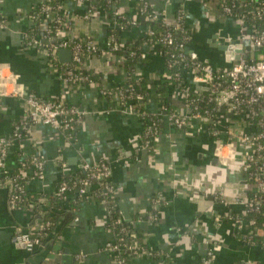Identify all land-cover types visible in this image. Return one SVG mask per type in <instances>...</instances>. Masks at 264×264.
<instances>
[{"label":"crops","instance_id":"0c3cea01","mask_svg":"<svg viewBox=\"0 0 264 264\" xmlns=\"http://www.w3.org/2000/svg\"><path fill=\"white\" fill-rule=\"evenodd\" d=\"M2 1L7 27L0 29V138L12 136L16 125L23 126V135L10 147L0 171L21 170L30 176L29 158L38 155L44 159L45 178H29L26 183L32 198L40 193L52 195L63 176L83 174V163L105 160L112 168L110 181L116 189L114 202L119 216L126 221L142 219L136 223L140 243L157 253L152 257L131 255L130 264H203L210 249L213 255L208 264H264V248L245 241L244 232L238 234L234 224L222 217L227 209L240 215L242 207L235 202L247 197L252 188L239 158L244 148L239 137L226 132L225 119L217 126L219 134L214 135L208 120L192 119L185 128L177 129L169 115L161 112L163 95L159 89L167 83V71L162 48L144 42L146 30L152 26L151 20L137 13L144 0H121L116 12L137 22L121 27L120 42L140 40L147 51L133 78L137 85L147 82L143 106L160 117L161 133L153 152L143 147L146 120L137 112L138 105L124 106L118 98L108 101L91 84L66 93L67 104L87 110L72 138L52 126L25 122L24 94L54 99L64 85L50 68L49 56L25 46L22 38L33 26L32 14L45 0ZM145 1L169 23L183 12L192 35L190 49L218 68L230 67L232 60L225 46L243 41L241 23L223 13L218 0ZM64 8L72 31L92 36L106 48L109 31L117 27L113 16L100 10L85 21L84 6L76 0H65ZM84 67L95 70L105 87L128 81L120 52L89 56ZM166 94L171 95L174 111H189L173 83L166 85ZM245 129L244 124L233 128L236 133ZM9 194L10 187L0 184V264H116L107 249L113 234L101 196L92 193L78 203L58 202L36 211L31 205L12 209ZM155 201L158 203L153 207ZM152 211L156 219L149 221ZM53 215L56 218H51ZM48 217L55 222V254L44 249L29 252L14 241L19 227Z\"/></svg>","mask_w":264,"mask_h":264},{"label":"built area","instance_id":"2783aa9c","mask_svg":"<svg viewBox=\"0 0 264 264\" xmlns=\"http://www.w3.org/2000/svg\"><path fill=\"white\" fill-rule=\"evenodd\" d=\"M59 1L61 0H45L41 3L31 16L33 26L22 33V38L25 46L42 50L49 56L50 68L58 74L64 89L61 95L54 99H44L34 93L24 94L26 105L24 121L52 126L72 138L75 128L82 121L87 110L79 106L67 105L65 102L67 91L74 90L72 86L75 84L78 87L87 84L97 86L85 70V60L93 55L109 56L110 53L115 54V51L121 53L123 44L116 43L113 34L109 33L105 43L106 48H103L92 36L80 35L72 31L64 4ZM76 1L84 6L82 19L85 21L92 20L101 10L94 5V0ZM2 2L0 0V29L7 27V18L1 9ZM218 3L224 14L237 17L241 23L243 41L237 42L241 46L235 53L239 58L233 59L228 68H218L209 61L201 59L194 50L190 49L192 35L184 23L183 12L177 14L173 23H169L159 13L154 12L144 0L139 3L137 13L139 16L147 17L152 23L162 20L163 32L159 36H154L155 30L149 26L145 34V43L150 46L171 47L173 50L168 60V67L179 63L183 72L182 74L175 72V78L182 79L176 88L189 111L186 114L178 111L168 114L174 127L183 129L192 119H205L210 122L213 134L218 135L217 126L225 119L228 122L226 132L230 136H238L244 146L239 158L252 188L247 197L235 202L242 207L240 215L227 209L222 217L234 224L238 234L244 232V239L253 244L260 232L258 227L247 229L252 220L244 216L250 211H259L262 204L261 195L264 193V54L253 56L251 59H248V54L264 47V26L260 27L257 23L250 24L249 20L264 19V0H218ZM249 8L251 12L248 11ZM119 19H125L129 26L137 23L135 18L115 12L114 26L115 23L118 24ZM62 49H70L72 57L70 62H62L66 65L59 68L54 61L59 59V51ZM141 52V58H146L147 51L144 47ZM134 54L135 52H130L129 56L132 57ZM162 54L164 55L163 51ZM121 56L124 62L123 54ZM136 86L137 84L128 87L121 85L113 88L98 86L97 88L104 98L109 97L110 101L118 98L126 106L135 103L138 105L146 100L147 97L143 93L135 91ZM137 112L146 120L143 147L148 152H153L155 141L158 140L162 128L158 122L159 116L148 117L145 111H140L139 106ZM237 124H244L245 131L236 133L233 128ZM22 135L23 126L16 125L12 136L0 138V168L5 167L10 147ZM221 145L222 143L219 146ZM26 164L32 169L30 176L21 170L13 173L0 171V184L10 187L9 204L12 209H22L21 205L27 202L28 206L31 205L36 211H40L42 206L51 207L53 199L58 202L72 200L78 203L89 194L96 193L101 196L107 207L109 217L107 226L113 234V240L108 242L107 249L112 252L116 264H127L131 255H157L140 243L136 223L142 219H134L126 224V220L119 216L114 202L116 189L110 181L112 168L107 161L83 163V174L63 176L52 195L40 193L33 200L29 199L31 196L26 190L25 180L44 179L46 162L38 155H32ZM216 197L226 204L221 195L217 194ZM156 203L158 202L155 201L153 207ZM155 219L156 213L152 211L147 220ZM54 227L55 222L50 217L40 219L34 224L30 223L26 228L19 227L14 235V241L22 244L29 252L44 249L49 255H53L56 252L52 246ZM211 255L213 250L210 249L208 259L203 264L209 263Z\"/></svg>","mask_w":264,"mask_h":264},{"label":"trees","instance_id":"16d2710c","mask_svg":"<svg viewBox=\"0 0 264 264\" xmlns=\"http://www.w3.org/2000/svg\"><path fill=\"white\" fill-rule=\"evenodd\" d=\"M120 1L121 0H94L93 2H94V5L98 6L102 11L113 16V14L117 11V7H118ZM59 2L64 4L65 0L64 1L61 0ZM248 11L251 12L250 8L248 9ZM125 21H126L125 19H122V20L119 19L117 27L112 29L111 31H109L111 34H113V37H114L116 43H120V33H121L120 29H121V27L123 28V27L129 26L128 24H126ZM249 23L250 24L257 23L260 27H262V26H264V19L249 20ZM152 28L155 30L154 36H159L164 30V27L162 25V20L157 21L156 23H152ZM187 29L189 30L188 27H187ZM189 33H191L190 30H189ZM144 42H145V40H144ZM142 44L143 43L140 40H136L132 44L129 43V44H123L124 46L121 45V54H123V57L125 59L124 63H125V66L127 68V73H128V81L122 85L123 87H128V86H131L133 84H136L135 79L133 78L134 69L136 68V66L141 61L145 60V58H141V56H140V54L142 53L141 51L144 47V46H142ZM161 48H162V51L164 52L163 56L165 58V68H166L168 77H167V83L163 84V86H162L163 88L159 89V93H161L163 95L162 112H164L166 114H171L174 112V110H173L174 108L172 107L171 95L166 94V85H169V83H173L175 86L178 85L182 79L180 80V78H178V79L175 78V72H179L180 74H182L183 72L181 70L179 63L175 64L173 67H170V68L168 67V60L170 58V54H171L173 49L169 46H163ZM130 52H135L134 56H132V57L129 56ZM258 53L264 54V47L260 48L259 50H255L252 53H249L248 59H251V57L256 56L254 54H258ZM54 62H55V64H57L59 66V68H63L66 65V64L64 65L62 62H60L59 59L55 60ZM85 70H87V69H85ZM87 72L90 74L91 78L97 84L98 87H100V88L105 87L101 81L100 75L95 70H93V69L87 70ZM146 84H147V82L145 81V82H142L141 84L137 85L135 88V91L141 92L147 97L148 96V90H147L148 87L146 86ZM150 84H151V81H150ZM72 88L76 89V88H78V86L75 84L72 86ZM164 95H166V96L164 97ZM105 99L110 101L109 97H105ZM144 102L145 101H141L138 104L140 111L141 112L145 111L148 114L147 115L148 117L157 118L156 116H154L151 113H148L146 111V109L143 106ZM67 105H69V104H67ZM158 122H159V125L161 126L160 118H158ZM27 181H28V179L25 180V183H27ZM261 198H262L261 199L262 204L260 205L259 211H257V212L250 211L244 216V218H246L248 220H252L251 224L248 225L247 229L252 230L255 227H258V229L261 232H263V234L259 235L258 238L256 237V241L253 244L260 245L261 247L264 248V193L261 195ZM29 199L33 200V199H35V197L29 198ZM53 204L54 205L58 204V201L56 199H53ZM27 205H28V203L25 202L21 206L24 207ZM51 218H56V215H53V217L51 216ZM128 222L129 221H126L125 223L128 224ZM245 241H247V240H245ZM247 242H249V241H247ZM249 243H251V242H249ZM150 256L152 257V256H156V255L153 254ZM127 264H130V259L127 260ZM257 264H260V263H257Z\"/></svg>","mask_w":264,"mask_h":264},{"label":"water","instance_id":"95a60500","mask_svg":"<svg viewBox=\"0 0 264 264\" xmlns=\"http://www.w3.org/2000/svg\"><path fill=\"white\" fill-rule=\"evenodd\" d=\"M241 45L239 43H236V41H232L230 43L229 46H225L226 47V50H227V55L230 56V59L233 60V59H238L239 56L238 54H235L237 51H239V47ZM224 47V48H225ZM59 60L61 62H65V63H68L71 61V57H72V51L70 49H62L59 51ZM21 246H23L22 244H20Z\"/></svg>","mask_w":264,"mask_h":264},{"label":"clouds","instance_id":"9594fccd","mask_svg":"<svg viewBox=\"0 0 264 264\" xmlns=\"http://www.w3.org/2000/svg\"><path fill=\"white\" fill-rule=\"evenodd\" d=\"M9 87H11V86H9Z\"/></svg>","mask_w":264,"mask_h":264}]
</instances>
